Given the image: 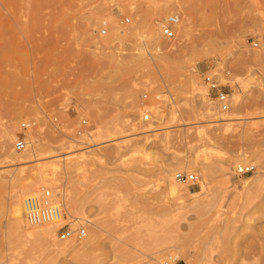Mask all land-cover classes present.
Returning <instances> with one entry per match:
<instances>
[{"label": "rangeland", "instance_id": "rangeland-1", "mask_svg": "<svg viewBox=\"0 0 264 264\" xmlns=\"http://www.w3.org/2000/svg\"><path fill=\"white\" fill-rule=\"evenodd\" d=\"M262 35L264 0H0V131L14 150L32 121L42 157L0 167V264H264V52L248 43ZM208 70L229 71L230 112L207 98ZM240 160L255 169L235 174ZM168 169L196 175L178 199ZM37 182L36 207L46 189L72 203L30 237L14 210Z\"/></svg>", "mask_w": 264, "mask_h": 264}, {"label": "bare ground", "instance_id": "bare-ground-1", "mask_svg": "<svg viewBox=\"0 0 264 264\" xmlns=\"http://www.w3.org/2000/svg\"><path fill=\"white\" fill-rule=\"evenodd\" d=\"M182 26V25H181ZM164 30V29H163ZM167 47H168V50H167V52H171V51H173V47H174V44H168V45H166ZM254 49H256V50H258L259 51V49H257V48H254ZM160 51H161V49H160ZM253 52V51H252ZM160 53H164V52H160ZM251 55V54H250ZM160 59L162 58V56H158ZM250 57V56H249ZM252 59H256V60H260V61H263V59H262V57L260 56V55H258L257 54V52L256 53H254L253 54V56H252ZM254 62H256V61H254ZM241 63H242V61H241ZM206 72H209L210 73V71L208 70V71H206ZM205 72V73H206ZM212 72V71H211ZM243 82V81H242ZM193 83V82H192ZM198 85V84H197ZM199 86V85H198ZM198 88H200V87H198ZM202 94V96H203V93H201ZM233 94V93H232ZM206 95H208V94H206ZM208 99H209V96L207 97ZM238 99V98H237ZM237 101V100H236ZM210 103V102H209ZM232 105V104H231ZM235 107H236V104H235ZM208 109H211V108H209L208 107ZM207 109V110H208ZM230 109V108H229ZM178 110V109H177ZM234 110H237V109H234ZM174 111V110H173ZM209 111V110H208ZM231 110H227V112H230ZM175 113V112H174ZM221 113H226V111H221ZM175 117V116H174ZM176 118V117H175ZM233 117L232 116H229V117H221L220 119H224V120H228V119H232ZM96 121V120H95ZM210 121V120H209ZM115 122V121H114ZM96 124H97V128H96V130L93 132V135L95 136V137H99V138H103L102 136H103V132L104 131H107L106 129H108V130H110L108 127H107V125H106V123L104 122V121H96ZM111 125V124H110ZM120 126L121 125H118V124H116V127L117 128H120ZM115 127V128H116ZM31 128V127H30ZM30 128H28L27 130H26V132L30 129ZM106 128V129H105ZM124 130V129H123ZM201 130V129H200ZM148 131V130H147ZM202 132V131H201ZM29 133H31V135H32V140H33V142L35 143V145H34V148L32 147V150H30V146H31V141H30V139L28 138V136H27V139H28V141H29V145L27 146V148L26 149H24V150H20V151H16L15 150V148H14V144H13V148H14V150H12V148H11V145L9 144V142L12 140V135L14 134V129H13V132L12 131H4L3 132V134H2V130L0 131V141H1V143H0V167H5V166H11V165H16V164H23V163H25V162H28V159L30 158V157H32L33 155L34 156H36V159H41L40 157H38L40 154H41V152H40V150H41V144H40V142H39V139L37 138V136L35 135V133H33V132H31V131H29ZM121 133V132H120ZM113 134H115V133H112V136H113ZM130 135V134H129ZM132 135H134L133 133H132ZM125 136V135H124ZM98 139V138H97ZM96 139V140H97ZM117 139V138H116ZM114 140V139H113ZM129 140V139H128ZM14 142V141H13ZM104 142V141H103ZM129 145H131V144H129ZM10 147V148H9ZM70 147H72V146H70ZM43 149V148H42ZM71 151V150H70ZM68 153H70V152H68ZM252 154V153H251ZM52 156H53V154H51ZM247 155H249V153L248 154H246V156ZM57 156V155H56ZM82 156V155H81ZM245 155H244V157H243V159L242 160H249V159H247V157H246ZM85 157H86V155H85ZM75 158V157H74ZM79 158V157H78ZM77 158V159H78ZM82 158H84V157H82ZM242 158V156H240V158L239 159H241ZM35 159V160H36ZM46 159V158H45ZM73 159V158H72ZM81 161H83V160H81ZM75 162H79V159L78 160H76ZM190 162H192V163H195L196 162V159L195 158H192V159H190ZM51 163V162H50ZM57 163V162H56ZM80 163V162H79ZM78 163V164H79ZM188 163V162H187ZM237 163H241V160L239 161V162H237ZM236 163V164H237ZM54 165H55V168H56V166H57V164H55L54 163ZM50 166H52L53 167V164L51 163V165ZM52 167H50V168H52ZM184 166H181V165H177V168H183ZM59 168V167H58ZM78 168V167H77ZM57 169V168H56ZM56 169H55V171H56ZM47 170V169H46ZM54 171V172H55ZM178 171H180V170H178ZM182 171V170H181ZM183 171H186V170H183ZM204 171H205V169H204ZM177 172V171H176ZM176 172L175 173H173L172 172V170H170V169H168L167 170V176L169 177V182L168 183H166V186H165V191H166V193L168 194V196H171L172 198H174V199H178L180 196H181V192H180V188H179V186L177 185V182L179 183L180 181L176 178ZM49 173V172H48ZM43 174V173H42ZM41 175V174H40ZM250 176H252V175H250ZM255 176V175H254ZM0 177L2 178V173H0ZM168 177H167V179H168ZM57 179V178H56ZM53 180H55V179H53V176H49V175H47V174H44V175H41L40 176V178L38 179V182L39 183H41L42 185H44V184H48V183H51L52 184V181ZM164 180V179H163ZM252 180V177L250 178V177H248V178H245V179H243V180H241V183H243L244 185L245 184H247L248 182H250ZM33 183L29 188H28V186H27V188H28V191H27V193L25 194V197L22 199V201L20 202V208H19V210H14V212H15V214H17V216H18V212H21L22 211V208L26 211V209H28L27 211V215H26V220H27V222H28V224L30 225H33V226H30L31 228H27L26 229V231H27V234L31 237V236H46V235H50L52 232V229L47 225L49 222L51 223V221L54 219V221H52V223L53 222H57V221H59L60 219L62 220V214H61V212H57V215H56V218H53V219H51V220H49V221H41V222H37V223H32V222H30L29 221V219H28V213L31 211V210H34V209H36V208H39L40 206H41V204H42V198H41V204L38 206V207H36L37 205H36V199H35V189H37V187H39L38 186V184L39 183ZM54 183V182H53ZM180 183H182V182H180ZM164 187V186H163ZM183 187V186H182ZM26 188V189H27ZM65 189V188H64ZM50 190V189H49ZM68 190V189H67ZM204 190V184H201V191H203ZM25 191V192H26ZM51 191V190H50ZM182 191V190H181ZM188 191L190 192V193H192V194H195V195H198L200 192H191L189 189H188ZM187 191V192H188ZM62 193V192H61ZM69 194H70V192H69ZM42 196H43V194H42ZM51 198L49 199V202L51 203V205H52V207H54L53 206V203H55L56 204V206H58V207H61V208H67L69 205H71V203H72V199H71V196L69 195H66L65 193H64V195H62V198L61 199H55V197H53L52 196V193H51ZM182 199V198H181ZM183 200V199H182ZM182 200H178L179 201V203H181V202H183ZM19 205V204H18ZM19 207V206H18ZM20 209H21V211H20ZM54 209V208H53ZM68 211V210H67ZM20 214V213H19ZM16 216V215H15ZM23 223V222H22ZM59 223V222H58ZM57 223V224H58ZM18 224V226L15 228V230H14V232L15 231H17L18 232V229H20V228H22V226L21 225H19V223H17ZM27 224V225H28ZM59 225H60V223H59ZM85 228V227H84ZM86 229V228H85ZM23 233V232H22ZM97 233H98V231H96L95 232V235H90L89 237H88V239L86 240V245H85V247H87V246H89V247H91L90 245H93V243L96 241L95 239H96V237H97ZM12 234V233H11ZM87 234V233H86ZM14 237V236H13ZM70 238H72V237H70ZM69 238V239H70ZM79 238V237H78ZM51 240V239H50ZM74 248V247H73ZM89 249V248H88ZM144 264H146V263H144ZM165 264H169L168 262H165ZM173 264H175V262L173 263Z\"/></svg>", "mask_w": 264, "mask_h": 264}, {"label": "built area", "instance_id": "built-area-1", "mask_svg": "<svg viewBox=\"0 0 264 264\" xmlns=\"http://www.w3.org/2000/svg\"><path fill=\"white\" fill-rule=\"evenodd\" d=\"M174 19L177 20L178 16H175ZM126 21H129V19L127 18ZM163 29V34L167 38H173L175 36V30L173 29L172 25H165ZM101 32L106 33L107 28L103 27ZM248 43L252 48H257L264 52V35H262L261 37H251ZM228 74L229 71H224L222 74H220L219 71H212L210 73L206 72L202 74V82L207 88V94L214 101V104L218 111H227L230 108L231 96L228 92L225 91V84L220 81V75L226 76ZM151 117L152 114L149 110L144 111V113L141 115V119L144 122L151 120ZM86 122L87 119L85 118L81 120V122L79 123L80 125H78L77 128V134H80L83 131L82 126H84ZM31 124L32 121L22 123L23 131L17 134L13 142L16 151L24 150L29 145L27 135L24 131H26L31 126ZM254 169L255 165L251 163H237L234 168V173L246 174L252 172ZM176 178L184 184H191L195 182L196 175L193 172L180 170L176 172ZM50 195L51 191L49 189H46L42 196L41 206L39 208L31 210L28 213V219L30 222L37 223L41 221H49L54 218V209L49 202V199L51 198ZM59 229H61V238L63 239H69L70 237H73L75 233H77V236L79 238H82L87 233L84 227L78 230H74L70 227L62 226Z\"/></svg>", "mask_w": 264, "mask_h": 264}]
</instances>
